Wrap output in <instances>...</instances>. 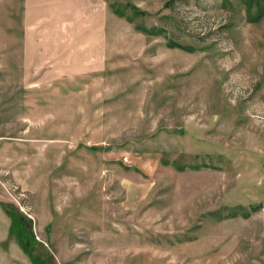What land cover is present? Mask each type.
<instances>
[{"label": "rangeland", "instance_id": "rangeland-1", "mask_svg": "<svg viewBox=\"0 0 264 264\" xmlns=\"http://www.w3.org/2000/svg\"><path fill=\"white\" fill-rule=\"evenodd\" d=\"M244 2L0 0V264H264Z\"/></svg>", "mask_w": 264, "mask_h": 264}, {"label": "trees", "instance_id": "trees-1", "mask_svg": "<svg viewBox=\"0 0 264 264\" xmlns=\"http://www.w3.org/2000/svg\"><path fill=\"white\" fill-rule=\"evenodd\" d=\"M245 2H244V5H245V7H249L250 5H251V0H244ZM130 4V7L132 8V9H134L135 11H139L134 5H131V3H129ZM109 5H110V3H109ZM111 6V5H110ZM111 8H112V10H113V12L115 13V14H120L121 15V10H119L118 8H114V7H112L111 6ZM140 12V11H139ZM260 15H261V13H260V10H255V13L253 14V13H251L250 11H248V14H247V16H248V21H256L259 17H260ZM136 27L137 28H140L141 30H145V28H141V26L140 25H136ZM167 45L168 46H180L179 44H177V43H175V42H168L167 43ZM180 47H182V46H180ZM198 165L196 164L194 167H197ZM179 169H181V168H183V166L182 165H179V166H177ZM19 214V213H18ZM21 214V213H20ZM19 214V215H20ZM22 215V214H21ZM11 223H12V226H13V228H9V230H11V231H15V229H16V234H17V236H16V238H17V240L18 239H20V245L22 246V247H24V249L25 248H27V250H29L30 251V249H31V247H32V245L34 244V243H36V242H39V240H37V238L36 237H34V234H33V232L31 231V230H29V229H25L24 227H23V225H24V222H23V220H22V216H20V218L17 220V221H15V219L12 217V221H11ZM16 226V227H15ZM25 245H27V247L25 246ZM41 257V256H40ZM43 259V264H53L49 259H47V258H42Z\"/></svg>", "mask_w": 264, "mask_h": 264}]
</instances>
